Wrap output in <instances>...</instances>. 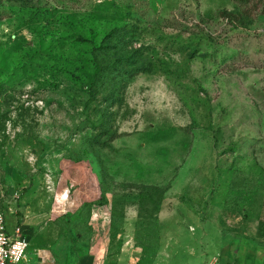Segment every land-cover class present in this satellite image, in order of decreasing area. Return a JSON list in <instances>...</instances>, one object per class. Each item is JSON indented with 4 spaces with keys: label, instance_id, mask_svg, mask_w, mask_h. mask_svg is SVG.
<instances>
[{
    "label": "rangeland",
    "instance_id": "1",
    "mask_svg": "<svg viewBox=\"0 0 264 264\" xmlns=\"http://www.w3.org/2000/svg\"><path fill=\"white\" fill-rule=\"evenodd\" d=\"M0 208L51 264H264V0H0Z\"/></svg>",
    "mask_w": 264,
    "mask_h": 264
},
{
    "label": "built area",
    "instance_id": "2",
    "mask_svg": "<svg viewBox=\"0 0 264 264\" xmlns=\"http://www.w3.org/2000/svg\"><path fill=\"white\" fill-rule=\"evenodd\" d=\"M19 229L7 228L0 208V264H35L31 254L37 256L40 253L37 250L29 253L27 239Z\"/></svg>",
    "mask_w": 264,
    "mask_h": 264
},
{
    "label": "crops",
    "instance_id": "3",
    "mask_svg": "<svg viewBox=\"0 0 264 264\" xmlns=\"http://www.w3.org/2000/svg\"><path fill=\"white\" fill-rule=\"evenodd\" d=\"M235 259L232 264H245L243 261V257L245 255V251L242 248L234 249ZM31 254V253H30ZM35 264H51L47 261L46 258H43L40 254L37 256H33ZM159 252L157 251L155 257L151 261V264H159ZM67 260H64L62 264H67ZM73 264H135L134 260L130 261H122L120 258L114 259L107 255L106 252V241L101 234L96 235L95 239L91 241L88 246L87 251L80 255Z\"/></svg>",
    "mask_w": 264,
    "mask_h": 264
}]
</instances>
